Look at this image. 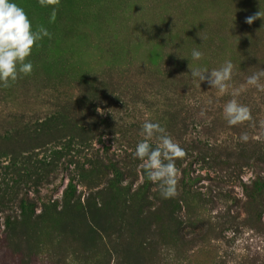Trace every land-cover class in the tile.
I'll list each match as a JSON object with an SVG mask.
<instances>
[{"label": "rangeland", "instance_id": "1", "mask_svg": "<svg viewBox=\"0 0 264 264\" xmlns=\"http://www.w3.org/2000/svg\"><path fill=\"white\" fill-rule=\"evenodd\" d=\"M14 2L51 38L0 87V264H264V0ZM193 49L234 64L226 94ZM146 119L185 150L174 198L133 155Z\"/></svg>", "mask_w": 264, "mask_h": 264}, {"label": "clouds", "instance_id": "2", "mask_svg": "<svg viewBox=\"0 0 264 264\" xmlns=\"http://www.w3.org/2000/svg\"><path fill=\"white\" fill-rule=\"evenodd\" d=\"M39 3L47 7L59 5L60 0H39ZM55 18L56 8L53 7L50 22H54ZM258 18H264V12L261 10L247 17L246 23L252 24ZM198 35L204 39L203 36ZM45 37L51 38L48 29L43 26L34 28L28 14L14 0H0V87H10L18 79L32 74L34 66L28 58L32 55L33 47L38 46L37 42ZM203 55L198 49H193L191 52L189 67L192 79L199 80L200 84L207 81L219 94H226L229 82L232 80L234 64L228 60L220 68L211 70L193 68L191 61H199ZM262 77H264V69L250 75L246 83L259 91H264V84L260 82ZM231 94L235 97L239 95V90ZM223 115L229 126L252 120L250 109L238 103L236 99L224 105ZM141 132L143 139L137 143L133 155L142 162L147 180L159 187L161 196L164 199L174 198L177 195L178 176L175 162L185 157V150L167 134L166 129L159 122L146 119L142 124ZM153 138L157 141L155 147L151 143ZM240 140L246 143L249 137L245 133L241 135Z\"/></svg>", "mask_w": 264, "mask_h": 264}, {"label": "trees", "instance_id": "3", "mask_svg": "<svg viewBox=\"0 0 264 264\" xmlns=\"http://www.w3.org/2000/svg\"><path fill=\"white\" fill-rule=\"evenodd\" d=\"M65 117V116H64ZM65 125H66V123H64ZM17 218V217H16ZM18 219V218H17ZM11 224H13V223H11Z\"/></svg>", "mask_w": 264, "mask_h": 264}]
</instances>
